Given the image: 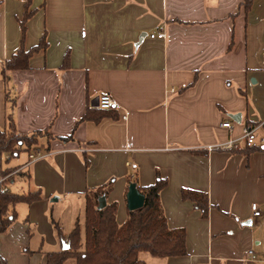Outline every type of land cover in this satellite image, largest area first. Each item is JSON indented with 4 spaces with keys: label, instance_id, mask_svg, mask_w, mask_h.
I'll use <instances>...</instances> for the list:
<instances>
[{
    "label": "crops",
    "instance_id": "crops-1",
    "mask_svg": "<svg viewBox=\"0 0 264 264\" xmlns=\"http://www.w3.org/2000/svg\"><path fill=\"white\" fill-rule=\"evenodd\" d=\"M246 2L0 0V128L12 118L18 133H47L34 150L23 147L9 174L42 198L14 206L16 219L0 234L7 264H46L62 249L58 229H71L62 232L54 207L67 205L74 223L86 194L105 190L122 224L130 182L144 193L157 178L166 180L168 227L185 230L186 255L166 264L263 261L264 149H207L264 121V0ZM25 9L33 12L23 32ZM159 31L165 37H150ZM42 36L46 46L26 69L4 67ZM105 93L115 106L97 120L94 104ZM36 151L43 156L27 164ZM182 189L207 195L206 217ZM249 249L257 262L243 261Z\"/></svg>",
    "mask_w": 264,
    "mask_h": 264
},
{
    "label": "trees",
    "instance_id": "trees-1",
    "mask_svg": "<svg viewBox=\"0 0 264 264\" xmlns=\"http://www.w3.org/2000/svg\"><path fill=\"white\" fill-rule=\"evenodd\" d=\"M247 0L246 7H249ZM33 11L25 9L21 19L24 32L25 22ZM45 37L42 36L38 44L24 49L23 46L6 62L7 70L26 69L28 59L35 52L45 48ZM68 55L65 56L63 66L67 64ZM6 80V76H5ZM99 108V107H98ZM106 110L99 108V117L106 115ZM84 114L82 119H86ZM256 124V123H249ZM47 135L45 132L35 131L30 134L18 133L12 118L9 119L6 130L0 128V178L8 176L17 167L4 166V155L10 157L18 155L23 147L25 150L35 149L39 137ZM263 149V148H260ZM11 177L0 181V234L7 231L16 219L14 206L18 203L30 204L40 200L42 194L39 189L16 194L1 188L7 187ZM166 185V180L157 178L147 186L144 191V204L141 208L128 212L122 224L116 221V202L106 203L98 209V198L106 195V191L86 194L83 222L75 221L68 234L59 231L60 241L69 245L68 249H60L47 253L46 264H63L68 259L75 260V264H145L140 259V252H148L158 258L177 257L186 255L185 230L183 228H170L167 225L163 208L160 202V191ZM181 197L192 200L203 217L207 216V195L204 192L182 189ZM66 238V241H65ZM0 264H7L0 256Z\"/></svg>",
    "mask_w": 264,
    "mask_h": 264
},
{
    "label": "built area",
    "instance_id": "built-area-1",
    "mask_svg": "<svg viewBox=\"0 0 264 264\" xmlns=\"http://www.w3.org/2000/svg\"><path fill=\"white\" fill-rule=\"evenodd\" d=\"M150 37L154 38H163L165 37V33L163 31H159L156 33H151ZM98 102V107L101 109H111L115 106V102L113 101V99L111 98V96L109 94H102L98 97L97 99ZM126 115L123 116L124 119H126ZM221 126L224 128H231V123L229 121H224L221 123ZM241 146H247V147H259V148H263L264 149V121L262 122H258L256 124H246L243 126L242 128V133L238 138L235 139H231L228 140L225 143L222 144H218L215 146H208V150H214V149H238ZM43 155L36 151L35 153H30L28 154V162L27 164H30L31 162H34L35 160L41 158ZM9 154H5V158H8ZM129 167L132 166V162L128 161L126 163ZM9 176V175H8ZM6 176V177H8ZM4 178H0V181L5 179ZM130 177H133V173H130ZM8 188L5 186L3 188H1V192L7 191ZM251 211L253 216H259L261 214V211L259 209V205L256 202H253L251 204ZM243 261L247 262V263H253V262H257V256L256 253L249 249L246 250L244 252L243 255Z\"/></svg>",
    "mask_w": 264,
    "mask_h": 264
},
{
    "label": "rangeland",
    "instance_id": "rangeland-1",
    "mask_svg": "<svg viewBox=\"0 0 264 264\" xmlns=\"http://www.w3.org/2000/svg\"><path fill=\"white\" fill-rule=\"evenodd\" d=\"M21 155L24 156L23 152L20 153L18 157L12 156L11 160L4 162V166L15 167L19 163V159H20L19 157ZM9 189L13 193L20 194V193H25L27 191V186L23 183V181L21 182L19 180H15V183H9ZM89 196H92V195H89ZM52 213L54 216L56 214L59 215L58 220H59V225L62 227V230H63L62 232H66L69 229H72L75 222L73 223V220L71 219V217H69L67 205L64 204V206L62 207H54L52 210ZM79 219H80L79 222L82 223L83 222L82 214L80 215ZM65 241H66V238H65ZM31 245H34V243H31ZM253 251L256 252L255 250ZM258 252H259L258 255H259L260 260H263V261L261 263H256V264H264V245L262 247L260 246V249L258 250ZM139 257L145 262V264H166L165 259L154 257L150 255L148 252H140ZM64 264H75V260L70 258Z\"/></svg>",
    "mask_w": 264,
    "mask_h": 264
},
{
    "label": "water",
    "instance_id": "water-1",
    "mask_svg": "<svg viewBox=\"0 0 264 264\" xmlns=\"http://www.w3.org/2000/svg\"><path fill=\"white\" fill-rule=\"evenodd\" d=\"M94 105L98 106L97 99ZM236 115L237 114H232L231 117L235 119ZM56 200L57 197L52 198V201H56ZM126 201H127V208L129 211L141 208L144 204V194L137 189L136 184L134 182H130V184L128 185V190L126 193ZM105 205H106V198L104 195H102L98 198L97 208L101 209ZM68 247H69L68 244L62 242V249H68Z\"/></svg>",
    "mask_w": 264,
    "mask_h": 264
}]
</instances>
